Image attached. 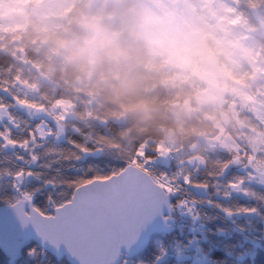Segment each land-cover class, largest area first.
<instances>
[{"label": "clouds", "instance_id": "obj_1", "mask_svg": "<svg viewBox=\"0 0 264 264\" xmlns=\"http://www.w3.org/2000/svg\"><path fill=\"white\" fill-rule=\"evenodd\" d=\"M0 76L86 133L127 121L126 156L264 160V0H0Z\"/></svg>", "mask_w": 264, "mask_h": 264}, {"label": "snow or ice", "instance_id": "obj_2", "mask_svg": "<svg viewBox=\"0 0 264 264\" xmlns=\"http://www.w3.org/2000/svg\"><path fill=\"white\" fill-rule=\"evenodd\" d=\"M33 108L18 78L6 81L0 76V240L15 264H52L48 253L62 259L61 244L78 264H118L122 246L130 249V256L146 248L150 235L141 238V230L162 214L164 206L180 208L198 219L201 201L194 192L211 184L229 198L234 191L248 193L246 180L258 176L264 183V171L221 183L230 166L239 164V157L221 161L216 171L207 174L208 179H198L182 168L170 175L166 163L170 152L160 145L145 142L126 156L118 143L103 135L94 137L78 128L69 135L66 116ZM25 113L35 119L22 118ZM11 159L14 164L6 165ZM173 196L178 197L175 203ZM215 203L233 214V209ZM29 224L39 238L31 247L27 246L30 234L22 230ZM154 248L151 264H167L170 254L182 255L160 238Z\"/></svg>", "mask_w": 264, "mask_h": 264}, {"label": "trees", "instance_id": "obj_3", "mask_svg": "<svg viewBox=\"0 0 264 264\" xmlns=\"http://www.w3.org/2000/svg\"><path fill=\"white\" fill-rule=\"evenodd\" d=\"M252 6L255 7L256 4L253 3ZM233 9L234 11H237L236 8ZM19 88L34 108L42 109V107H44L46 111H49L48 105L33 99L29 92L22 86H19ZM4 100L7 101L8 97L5 96ZM61 101L62 100H58L56 103ZM13 111L17 110L13 109ZM87 115L88 118L94 120L96 124V131L90 133L92 136L100 137L103 135L106 139L116 143H118L116 140L117 137L121 139L129 138L130 134L127 132V121L120 119L117 123H113L112 121L103 119L99 116H93L91 112L87 113ZM22 118L28 120L35 119V117H28L26 113ZM64 123L66 132L69 135L73 133V129L77 128L81 133L89 134L84 131L81 125L73 126L72 124H69L68 118ZM118 144L121 146L120 143ZM8 155H11V151H9ZM235 157L237 156H233V158ZM248 157V154H243V156L239 157V164H233L230 166L226 176L222 178L221 183H226L228 179L240 176L247 177L246 173L241 170V168L247 165V163H241V160L246 159L248 162ZM0 159H3V157L1 156ZM9 161L14 162V159ZM221 161H227V158L216 159L217 164ZM5 164L12 166L8 161H5ZM185 171H191L196 178L201 180L208 179L207 174L210 172L203 171L202 168L197 169L196 171L193 169H187ZM244 187L249 190L248 195L238 196L232 193L231 197L225 198L221 193L217 192L216 187L210 184L207 197L202 198L204 201H213L214 203L210 204L213 209L224 215L228 214H226L223 209L216 207L215 202H218L224 207L233 209V214H231L232 222L237 226H242L250 233L251 237L249 238L242 233L239 234L235 232L232 226L225 224L221 220L215 219L213 216L208 217L205 221V229L196 236L189 237V240L184 242V249L187 250V254L192 257L186 264H195L193 260L194 255L198 256L199 264H264V187L253 183L249 184L247 181H245ZM8 194L11 195L13 193L9 190ZM239 208H255L256 211H235ZM157 238L162 239L166 244H171L173 247H175L180 240L178 230L166 236H152L146 248L141 251L139 255L135 256L133 259L134 263H139L143 260L145 264H151L152 253L155 251L154 242ZM191 241L194 242L192 246L190 245ZM33 245H35V243L29 241L27 246L31 247ZM48 257L51 259L52 264H68L65 259L57 260L49 253ZM0 264H15V262L7 254H3L0 249Z\"/></svg>", "mask_w": 264, "mask_h": 264}, {"label": "rangeland", "instance_id": "obj_4", "mask_svg": "<svg viewBox=\"0 0 264 264\" xmlns=\"http://www.w3.org/2000/svg\"><path fill=\"white\" fill-rule=\"evenodd\" d=\"M226 11H228V12H236V11H234V9L232 8V7H229V8H227L226 9ZM240 19V17L239 16H237L232 22L233 23H235V22H237L238 20ZM64 103V101H61V102H57V104L58 105H61V104H63ZM33 110L34 111H37V112H40V111H43V112H51V113H54V112H52L50 109H49V111H46L45 110V108L44 107H42V109L41 108H33ZM55 114H59V113H55ZM61 115V114H60ZM62 116H66L67 118H68V116L67 115H62ZM162 148H163V146L162 145H160ZM249 157H251V159H248V162H250V163H247V165H248V167H242L241 168V170L243 171V172H245L246 173V176H248V174H249V172H252V171H254V172H260V171H264V160H260L259 162H257V158L256 157H253V156H251V155H249ZM199 157H197V158H195V160H192V161H185V163H189L190 164V167L188 168V169H193L194 171H196L197 169H200V168H203V165L202 164H200L199 163V161H200V159H198ZM166 163H167V166L168 167H173L174 165L177 167L176 169H180L181 168V166H180V162L178 161V160H176L174 163H172L171 161H170V156L169 157H167L166 158ZM253 165H255L256 167L255 168H253L252 166ZM175 168L172 170V172H174L175 170H176ZM249 184L250 183H253V184H256V185H258V186H263L264 187V183H262V182H260V180H259V177L257 176V178L256 179H252V180H246ZM194 194L195 195H198L199 197H207V195H208V188L207 189H200L199 191H197V192H194ZM233 194H235V195H248V193L247 194H245V193H243V192H233ZM211 215L215 218V219H217V220H225L226 218H224L223 216H221L220 214H217V213H211ZM179 222H180V220H178L177 221V223H176V227L177 228H180V226H179ZM179 226V227H178ZM194 241V240H193ZM193 241H191V243H190V245L192 246L193 245ZM180 250L181 251V253H182V255L181 256H176V259H174V261H177L178 263H175V264H185V263H187V261H189V259H191L192 257L189 255V254H187V250H185L184 249V244H180V245H177L176 247H173V250ZM197 249V248H196ZM202 256V255H201ZM193 260H194V262H195V264H199L198 262H199V260H198V256H196V255H194V258H193ZM186 261V262H185ZM134 263V262H133ZM128 264H130L129 262H128ZM132 264V263H131ZM134 264H139V263H137V262H135Z\"/></svg>", "mask_w": 264, "mask_h": 264}, {"label": "water", "instance_id": "obj_5", "mask_svg": "<svg viewBox=\"0 0 264 264\" xmlns=\"http://www.w3.org/2000/svg\"><path fill=\"white\" fill-rule=\"evenodd\" d=\"M171 201H172V198H171ZM172 212H173V210H170L167 208V206H164V208L162 210V214L157 215L156 217H154L151 221H149L144 226V228L141 230L140 237L143 238L146 233H148L151 236L152 233L154 232V230H158V232H157L158 234H166V233L172 232L174 230L173 218L167 216L168 219L167 220L164 219V217H166V215H169ZM22 230H23V232L30 234V237H31L30 240L34 241L36 244L38 243L39 238L37 236L36 230H35L33 225L29 224L25 228H23ZM137 243H139V241ZM60 247H61V250L64 252L63 257L66 258V260L69 264H78V261H76L75 259H73L69 256V254L67 253V250L63 244H61ZM132 248H136V244L132 245ZM0 249L2 250V252L4 254L6 253L9 255V253L7 252V250L5 249V247L3 245L2 240H0ZM129 252H130V249L127 246L121 247V257H120V260L118 261V264L122 261L124 254H127L128 258H132L135 256V255L130 256ZM10 258H12V257L10 256Z\"/></svg>", "mask_w": 264, "mask_h": 264}]
</instances>
